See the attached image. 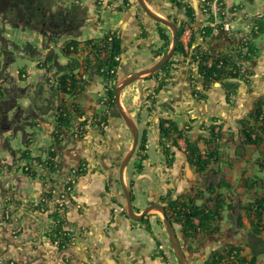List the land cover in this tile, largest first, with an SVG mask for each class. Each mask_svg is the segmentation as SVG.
<instances>
[{
  "label": "crops",
  "instance_id": "obj_1",
  "mask_svg": "<svg viewBox=\"0 0 264 264\" xmlns=\"http://www.w3.org/2000/svg\"><path fill=\"white\" fill-rule=\"evenodd\" d=\"M146 2L159 15L162 13L155 7L165 13L175 11L169 0ZM215 2L218 5H213L211 11L215 12L218 6L220 10L213 13L212 22L220 23L221 17L229 24L228 30L211 26L207 36H203L199 28L186 27L179 50L170 61L158 72L131 83L121 93L126 112L137 120L139 132L145 131L143 148L146 147L142 149V161L140 156H135L133 163L130 162L124 180L132 192L138 215L155 203L170 205V201L183 203L194 199L201 206L206 204L208 196L214 195L208 192L212 186L227 181L230 186L219 190L229 197L232 206H228L221 219L204 228L199 238L205 235L211 243L212 237L219 236V244L237 247L241 256L249 260L252 251L248 235L253 228L250 220L255 217L248 216L246 207L264 192V135L260 145H253L246 141L244 128L254 126L255 106L264 97V34L251 35L257 16L264 15V1ZM82 3L86 8L83 14L87 15L80 35L67 34L65 43H55L63 51L66 43L78 40L75 54L63 52L68 61L84 60L87 51L82 45L110 31L120 41L118 74L121 79L152 66L168 52L172 29L156 25L134 0L127 4L112 0L103 11L99 25L94 19L92 1ZM56 4L68 6L69 1L53 0V5ZM9 25L4 23L3 31ZM164 34L168 39L162 37ZM64 36H59V40ZM250 40L255 42L249 43L258 44L261 50L246 61V41ZM40 48L41 58L50 54L59 61L51 43H42ZM243 59L254 71L248 82H233L230 72L220 79H207L200 69L201 60L208 66L223 60L221 67L228 70V66ZM13 62L7 65V73L17 83L21 78L28 79L29 73L26 76L25 70L10 68ZM20 70L24 71L23 77ZM55 76H58L55 69L46 70L40 82ZM88 78L79 94L60 93L56 104L60 103L71 119V126L65 130L69 138L59 146L67 154L64 163L59 152L55 156L51 154L55 147L50 131L54 127L52 123L58 121L53 115L55 108L42 114L47 118L14 132L7 148L2 146L0 264H171L168 235L160 222L161 211L154 209L143 220L135 221L120 208L126 199L117 168L132 136L120 118L115 117L113 107L106 126L87 124L86 118L105 108L100 103L101 80L96 71L90 72ZM27 104L25 101L21 105ZM214 121L221 126L217 137ZM166 122L173 126L169 135L163 128ZM18 132L26 134L23 135L25 147L18 145ZM214 150L219 158H207L206 154ZM199 156L207 158L206 165L201 163L203 168L198 162ZM49 158L54 163L47 164ZM82 158L87 162V169L72 173L68 166L74 164V159L78 164ZM24 161L33 167L35 175L25 172L26 168H23L24 176L20 175ZM67 180L70 182L66 183ZM170 213L173 212L170 210ZM174 221L179 236H182L183 224L187 231L192 230L187 223ZM62 226L68 236H64ZM256 263L264 264V254L258 256Z\"/></svg>",
  "mask_w": 264,
  "mask_h": 264
},
{
  "label": "trees",
  "instance_id": "obj_2",
  "mask_svg": "<svg viewBox=\"0 0 264 264\" xmlns=\"http://www.w3.org/2000/svg\"><path fill=\"white\" fill-rule=\"evenodd\" d=\"M46 3L47 0H0V16L5 17L4 15H6L8 12L14 13V16L11 18L5 17L6 20L4 21V23H10L14 27H30L36 31L39 30L36 28V25L38 20H40L42 24V32L46 35H49L50 33L55 32V30L49 29L51 25L62 24L66 19V16L62 9L59 11H51L47 7ZM74 18L77 20L76 15L74 16ZM48 24H50V26ZM79 24L80 23H78V25ZM258 27L262 28L261 30H263V26H261V23L258 24ZM2 34L3 33L1 31L0 54H3L5 56V59L3 61H0V134L8 130H12L13 133L20 130H25L26 124L30 123L31 121H40L39 114H45L49 109L48 103L45 106L40 103L42 105L41 106L40 104H38V102L34 103L32 100L29 106L24 107L19 103V99L25 97L28 93V87L20 86L17 83V79L8 74L6 70L7 65L15 60L17 52H21L25 56L38 60V67L45 68L48 71H51L53 68L56 70L58 75L60 74L57 81L53 80L52 77H47V79L51 81V91L57 90V96L54 97L55 101H51L50 105L55 108L54 111L57 120L60 123L59 130L61 131V133H65L66 128L71 124V119L69 118L66 110L62 108L63 106H61L60 103L59 105L56 104H58L59 102L60 93L73 96L76 93L79 94L80 91L84 89V84L87 79H84V82L81 81L84 84H78V81L83 80V76L80 75L79 78L76 77L75 71L78 68L84 66L83 63L86 62V58L84 60L73 58L65 64L60 63V61L55 59V56H52L50 54H48L47 57L39 59L40 50L38 49V47L30 42L25 43L23 46L18 45L13 41L8 40L7 37H4V35ZM162 37L166 38L167 36L162 35ZM114 38L115 39L113 41H110L111 46H103L97 44L95 45L99 49V51L106 50V47H110V55L106 60H104L109 69L113 68L114 65L117 64L116 62L118 61L115 60V57L120 53V41L115 36ZM51 39L55 40L54 37H52ZM106 39L108 40V37H106ZM89 44L90 43L88 42L87 45ZM248 45V52H250V54L255 53L256 45L254 43H249ZM71 46L74 47V50H71ZM78 46V40L72 39L64 45L62 52L65 51L67 54H75L78 51ZM98 54L100 55V52H98ZM246 56V58L251 57V55L249 54H247ZM202 69L207 73L206 77L208 79L210 78V75H212V78L220 79L222 76L229 74V71L226 70L225 66H223L222 68L218 67L217 64H214L213 66H208L207 64H205ZM85 71L86 68L84 70V73ZM23 73L24 71L20 70L21 76ZM230 74L235 76L234 74H232V72H230ZM109 75L112 76V74ZM229 85L232 86V84ZM42 88L36 90L38 94L40 92H43ZM11 110L13 111V115H10ZM261 110L262 107L256 108L255 117L261 112ZM255 120L256 121L254 126H251L248 130H246L245 134L246 141L248 143H252L253 145L258 146L263 141L264 120L260 121L258 117ZM163 126L167 135H169L170 132L173 131L172 125H169L168 127H166L165 125ZM23 135L26 136L25 133ZM9 139V137H7L6 140L4 139L3 145L5 148L8 147ZM24 139L26 140V138ZM51 153L54 156L56 155L55 151ZM202 157H198V162L200 164L202 163L206 165L207 158H214L217 160V158H219V155L217 154V151L214 150L209 153L207 158ZM48 163H54V161L48 159ZM53 167L54 166H52V168ZM203 167L204 166H202L201 168ZM25 172L31 175L36 174V171L30 166L26 167ZM223 186L228 187L230 186V183H228L227 181H221L220 183L210 188V191L208 192L214 195L208 196L206 198V204H203L201 206L197 205L194 199L190 200V202L188 201L183 203L172 201L170 204L171 211L177 215V218L180 222H183L185 224L187 223L190 229L194 228V230L197 231L198 228L202 230L204 228H209L212 221H216L222 218L226 207L232 206V203H229L228 201L229 197H227L226 194L220 192L219 190ZM246 210L248 211V216L252 215L255 217V220H250L253 228L248 235V245L252 251V258L248 260L242 257L241 252L238 251L237 247L232 246L230 248L231 253L229 254V257L235 255L233 264H257L256 262L258 256L264 254V235L262 234L264 232V192L261 196H258L255 201L249 203V205L246 207ZM57 216L58 214L56 215V217ZM194 218L199 219L198 224L194 223Z\"/></svg>",
  "mask_w": 264,
  "mask_h": 264
},
{
  "label": "flooded vegetation",
  "instance_id": "obj_3",
  "mask_svg": "<svg viewBox=\"0 0 264 264\" xmlns=\"http://www.w3.org/2000/svg\"><path fill=\"white\" fill-rule=\"evenodd\" d=\"M68 1H69L68 6L62 7V10L66 16V19L63 21L62 24H52L51 27L49 28V29L55 30L54 33H50L49 35H46L42 32L41 29L38 30V32H40V34H42L44 37V42H43L44 44L50 43V41L52 40L51 39L52 37L55 38L54 41H57L56 39H59V36H64L67 34L68 35L75 34L76 36L80 35V33H81L80 28H81V26L84 25L85 15H87V13H85V15L83 14L84 10H86V8L85 7L83 8V4H84V3H82L83 0H80L81 4L79 6L73 5L72 0H68ZM91 1H92L93 6H94V12H95L94 19H96V24L99 25L100 21L102 20L103 11L107 7H109L112 0H91ZM121 1L124 4L129 3V0H121ZM134 1L144 11L139 0H134ZM146 1H149L151 3V0H146ZM169 3L171 4V6H173L172 8H174L175 11H167L165 13L162 10H160L159 7H155V6L154 7H155V9L157 8L156 10L158 12L162 13V16L168 17V18H170L176 22V25H177L178 31H179V41H180V38L183 35L184 31L186 30V27L187 28L188 27L199 28L200 30H202L203 36H207L208 31L211 30L212 27L219 26V29H222V30L223 29H225V30L229 29V24L226 21H224L221 17H220V23L214 24V22H212L213 18L215 19V17L213 16V13H218V11L220 10V7L218 6L215 9V12L211 11V9L213 8V5H218V3L215 2V0H169ZM169 9H171V8H169ZM59 10H61V9H59V8L56 9V11H59ZM144 13L146 16H148L145 11H144ZM75 15L77 17V20L74 18ZM150 19H152V18H150ZM153 21L156 25H163L165 27L164 24H162L160 22H156L155 20H153ZM78 23H80V24L78 25ZM260 23H261V26H263V30H261L262 28L258 27V24H260ZM44 25H46V24H44ZM48 25L50 26V24H48ZM253 31H254V33H251V35L254 34V36L264 34V15L259 14L257 16V19L255 20V24L253 27ZM110 32H112V31H110ZM108 33L105 36L88 39L85 42L86 43L85 45H87L88 42L89 43L92 42V40H94V39H96V41L98 42L97 45L100 44V42H105L106 36L108 35ZM166 39H168V37ZM249 42H255V41L254 40L246 41L247 51H245L246 54L244 56L246 61L253 58V56H255L256 52L261 50L259 45L256 44L255 53L250 54V52H248ZM88 46L89 47L87 50L86 62L83 63L84 66L81 67L83 70H82V72L81 71L80 72H81V75L82 76L85 75V79H87V81H89V78H88L89 73L94 71V70L96 71L97 76L99 77V80H101L100 81V89L102 91V95L100 97V101H101L100 103H101V106H104L105 108L101 111H96V113L94 115L93 114L90 115L91 116L90 119L86 118L85 121H87V124H91V123L93 125L97 124L100 127L106 126L108 123V120H109V116H110V111H111L110 108L113 107L114 113L116 115L115 117L120 118V120L123 122V124L126 127H128V125L126 124V121L124 120L123 116L121 115L120 111L117 109L116 104H115V97H116L115 96V86H116V83L121 79V78H119V74H118V67H119L120 59L118 60V62H116L117 64H115L113 68L109 69V67L105 63V61L99 56V54H98L99 49L95 46V44H92V45L89 44ZM95 48H97V49H95ZM178 48H179V43H178L176 51L179 50ZM247 54L251 55V57L246 58ZM119 55H120V53H119ZM245 59H243L241 62H237L233 65L228 66L229 72H232V74L235 75V76H233V75L231 76L233 82H234V80H245L248 82L250 80V77L253 76L254 71H253L251 65L248 64L245 61ZM214 64H217V63L216 62L212 63V66ZM204 65H205V63L203 62V60H201L200 69H201L202 74L206 77L207 73L202 69V67ZM85 68H86V71L84 73ZM108 73L112 74V76H110ZM58 76H55L53 78V80L57 81V79L59 78ZM209 77L212 78V75H210ZM81 81L84 82V79L78 81V84H84ZM124 89L122 90V92L124 91ZM50 94L51 95H49V100H48L49 109L47 110V112L45 114H48V113H50V111H52V109H50V108H53V107L50 104H51V101L52 102L55 101L54 97H56L57 93L55 90H53L50 92ZM255 107L256 108L262 107V109L264 108V97H263V99L260 98L258 100V103ZM124 110H125V108H124ZM125 112H126V110H125ZM53 115H56V114L53 113ZM39 118L41 120L42 118H45V117L42 115V113H40ZM131 118L133 119L134 117L132 116ZM133 120H134V122L138 128V125L136 122L137 120L135 118ZM30 123L31 124L35 123V121H31ZM166 123H168V125H170L169 122H166ZM52 125H54V127L50 131L51 132L50 134H51V139L53 141V146L55 147L54 150H52V152L53 151H55L57 153L59 152L61 154V156H60L61 160L60 161L62 163H64L67 154L65 151L61 150V148L59 149V146L60 147L62 146L63 140L65 138L68 139L69 135H67L66 133H61V131L59 130V125H60L59 121H56L55 124L52 123ZM213 125L215 126L214 127V133H216V137H217V135H220V133H221V126H220V123H217L216 121L213 122ZM240 127L242 128V126H240ZM231 128L232 127H230L229 130L232 132L233 130ZM128 129H129V127H128ZM244 129L247 130V128H244ZM129 131H130V135L132 136V141L130 142L131 144H130L129 148L125 151V154L123 155L120 163L118 164V168H117L118 172H120V165H121L122 161L124 160V157L127 155V153L129 152V150L131 149V147L133 145V140H134L133 133L131 132L130 129H129ZM138 131H139V128H138ZM234 131H236V130L234 129ZM78 134H80V133L78 132L77 135H75V136L77 137ZM143 136H145V131L139 132V139H138L136 151H135L132 159L130 160V162L133 161L135 156L137 158L140 156V158H139L140 161L143 160V158H144L143 150H144V148H146V147L143 148V146L145 145V141H144ZM206 155L208 156V154H206ZM49 159L54 160L52 158H49ZM130 162L128 163L126 168L129 166ZM47 163H48V159H47ZM68 167L71 168L72 173L75 174L77 172L85 171L87 169V162L85 159L83 160V158H82V160L77 164V160L74 159V164L71 167L70 166H68ZM126 168H125V170H126ZM125 170H124V173H125ZM70 181H72V179ZM70 181L67 180L66 183H69ZM119 181H120V178H119ZM120 184H121V182H120ZM132 200H133V204H134V197L133 196H132ZM170 203H171V201H170ZM160 204H164L166 206L167 214H168L169 218L171 219L173 226L176 230L177 241L182 248V252L184 253V263H183V261L181 260V257L179 256V254H177V252L175 251V249L173 247L172 240L170 239L169 236H167L168 246H169L168 249H170V252L172 254L171 255L172 258L168 262H170L171 264H233V260L235 258L234 257L235 255H232L229 257V254L231 253V250H230L231 247H229L227 245L219 244L217 242V240L219 239L218 238L219 236L212 237L213 242L208 243V239L204 238L205 235H201L199 238V235L201 233H203L202 229L198 228L197 231H195L193 228L192 230L187 231V227L185 229L184 224L182 225V231H183V232H181L182 236H179L180 234L178 233L177 228L175 227L176 222L174 221V219H178L177 215L174 213H173L174 216L171 215V213H170L171 207H170V205H168V203H160ZM120 208L121 209L123 208V211H125L126 215L128 216L126 200H125L124 205L120 206ZM228 208L229 207H227L225 211H227ZM160 222L162 223L161 220H160ZM62 229H64V231H63L64 236H68L67 235L68 231L63 226H62ZM167 235H168V233H167Z\"/></svg>",
  "mask_w": 264,
  "mask_h": 264
},
{
  "label": "rangeland",
  "instance_id": "obj_4",
  "mask_svg": "<svg viewBox=\"0 0 264 264\" xmlns=\"http://www.w3.org/2000/svg\"><path fill=\"white\" fill-rule=\"evenodd\" d=\"M72 1H73V5H75V6H79L81 4L80 0H72ZM260 1H262V0H260ZM46 5L51 11H56V9H58V8L62 9V7H63V5H57V4L53 5V0H47ZM4 16L6 18L7 17L11 18V17L14 16V13H9L8 12ZM5 17L0 16V32L2 31V33L4 34V37H7L8 40L13 41L14 43H16L18 45H21V46H23L27 42H30L33 45H35L36 47H38L39 50H41L40 47L42 46V43H43V35L42 34L34 31V29H32L30 27H22V26L14 27L12 25L7 26L6 29L3 31V29L5 27L4 26V21L6 20ZM36 28L37 29H41L42 28V24H41L40 20H38ZM68 37L69 36H64V37H61L60 40L59 39H56V40L65 43L66 42V38H68ZM53 42H54V44H53ZM50 43H51V45L54 46V49H55L56 53L59 55L60 63L65 64L66 62H68V58H67L68 56L62 52V49L60 48L61 46L60 47H59V45L57 46L55 44L57 42L54 41V39L51 40ZM0 51H1V49H0ZM4 59H5V56L3 54H0V61H3ZM39 59H41V57H39ZM36 61H37L36 59H32V58H30L28 56L23 55L21 52H17L15 61L10 65V68H12V69L21 68V69L25 70L26 71V76H28V73H29V78L28 79H22L21 78V80L18 83L20 86L28 87V93L26 94V96L19 99V103L22 104V105H24L25 101H26V103H28L26 106H29L31 104L32 100H33L34 103L38 102V104L41 103V104H43L45 106L48 103L49 95H51L50 94V92H51V89H50L51 81H49L47 79V77H45V80L40 82V78L43 77V75L45 74L46 70L45 71H41L39 69L38 65L36 64ZM80 71H81V67L79 69H77L75 71V73H78ZM41 88L43 89V92H40L38 94L36 90L37 89L39 90ZM10 113H11L10 115H13V111L12 110H11ZM45 118H47V116H45ZM18 133H19V135L17 136L18 145L21 143V145L23 147H25V143L23 142V133L22 132H18ZM14 135H15V133L8 132V131H5L4 133L0 134V151L4 147V145H3L4 139L6 140L7 137H12ZM23 163L25 165L20 170V172H21L20 175L21 176H24L23 175L24 174L23 168L25 169L26 167H29V165H28L29 163L28 162L24 161ZM132 163H130V164H132ZM160 214L162 215L161 212H160Z\"/></svg>",
  "mask_w": 264,
  "mask_h": 264
},
{
  "label": "water",
  "instance_id": "obj_5",
  "mask_svg": "<svg viewBox=\"0 0 264 264\" xmlns=\"http://www.w3.org/2000/svg\"><path fill=\"white\" fill-rule=\"evenodd\" d=\"M139 2L142 5L146 14L150 18H152L156 22H160V23L164 24L165 26L169 27L170 29H172L173 36H172L170 48H169L168 52L166 53V55H164V57H162L160 60L155 62L152 66L141 69L136 73L128 75V76L120 79L116 83V86H115V96H116L115 97V104H116L117 109L120 111L121 115L123 116L124 120L126 121V124L128 125L129 129L133 133V138H134L133 145H132L131 149L129 150L127 155L124 157V160L122 161V163L120 165L119 178H120V182H121V185H122V188L124 191V195L126 198V202H127V214H128V216L132 220L141 221L152 210H154V209L160 210L163 214L162 223L164 224V228L167 231L168 236L172 240V244H173L175 251L177 252V254H179V256L181 257V260L184 263V253L182 252V248L177 241L176 230L173 226L171 219L169 218V216L167 214L166 206L164 204H160V203L148 205L147 207L143 208L141 213L138 215L135 211V206L133 204L132 192L127 187L125 180H124V170H125L126 166L128 165V163L130 162V160L132 159V157L136 151V147H137V143H138V139H139V131H138V128H137L134 120L124 110V107H123L122 101H121L122 90L126 86L130 85L131 83H133L137 80L142 79L146 75H152V74L158 72L170 60L173 53H175L177 46H178V43H179V31H178V27L176 25V22L173 21L172 19L168 18V17L159 15L158 13H155L154 11H152L150 9V7L148 6L146 0H139Z\"/></svg>",
  "mask_w": 264,
  "mask_h": 264
},
{
  "label": "built area",
  "instance_id": "obj_6",
  "mask_svg": "<svg viewBox=\"0 0 264 264\" xmlns=\"http://www.w3.org/2000/svg\"><path fill=\"white\" fill-rule=\"evenodd\" d=\"M104 3V2H103ZM186 33V32H185ZM117 38V34L115 32H109L108 35L106 37H108V40L106 39L105 42H100V44L98 45H103V46H111V42L110 41H113L115 38L114 36ZM188 35V34H187ZM108 42V43H107ZM98 42L96 41V39L92 40V42H90V45L92 44H97ZM106 44V45H105ZM83 48H85V51L88 50V45H82ZM71 50H74V47L71 46ZM100 57L103 59V60H106L109 55H110V52H111V49L110 47H106V50H100ZM120 59V55L118 54L116 57H115V60L118 61ZM217 66L218 67H221L223 65V60L222 61H217ZM83 79H85V75L82 77ZM259 118L260 121H263L264 120V108L261 110V112L256 116V118ZM261 123V122H260ZM166 127H168V123L165 124ZM194 223L195 224H198L199 223V219L198 218H194L193 219Z\"/></svg>",
  "mask_w": 264,
  "mask_h": 264
},
{
  "label": "bare ground",
  "instance_id": "obj_7",
  "mask_svg": "<svg viewBox=\"0 0 264 264\" xmlns=\"http://www.w3.org/2000/svg\"><path fill=\"white\" fill-rule=\"evenodd\" d=\"M256 118V117H255ZM104 125V124H103ZM71 126V125H70Z\"/></svg>",
  "mask_w": 264,
  "mask_h": 264
}]
</instances>
